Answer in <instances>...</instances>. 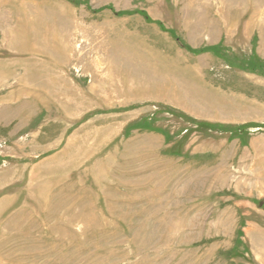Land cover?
<instances>
[{
  "label": "rangeland",
  "instance_id": "1",
  "mask_svg": "<svg viewBox=\"0 0 264 264\" xmlns=\"http://www.w3.org/2000/svg\"><path fill=\"white\" fill-rule=\"evenodd\" d=\"M0 0V264H264V0Z\"/></svg>",
  "mask_w": 264,
  "mask_h": 264
},
{
  "label": "trees",
  "instance_id": "2",
  "mask_svg": "<svg viewBox=\"0 0 264 264\" xmlns=\"http://www.w3.org/2000/svg\"><path fill=\"white\" fill-rule=\"evenodd\" d=\"M67 1H69L71 4L76 5V6L82 4V2L79 0H67Z\"/></svg>",
  "mask_w": 264,
  "mask_h": 264
}]
</instances>
